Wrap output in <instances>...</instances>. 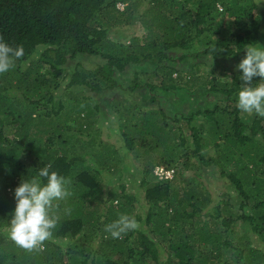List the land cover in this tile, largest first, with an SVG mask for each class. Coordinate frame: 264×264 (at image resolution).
Listing matches in <instances>:
<instances>
[{
    "label": "trees",
    "instance_id": "obj_1",
    "mask_svg": "<svg viewBox=\"0 0 264 264\" xmlns=\"http://www.w3.org/2000/svg\"><path fill=\"white\" fill-rule=\"evenodd\" d=\"M259 2L0 0V35L25 48L0 75V264H264V118L236 106L245 47L264 48ZM198 84L217 100L171 114L197 104ZM103 116L121 145L94 126ZM45 165L72 195L60 243L29 252L5 229L15 189ZM207 175L233 189L215 197ZM122 214L141 229L113 239Z\"/></svg>",
    "mask_w": 264,
    "mask_h": 264
},
{
    "label": "clouds",
    "instance_id": "obj_2",
    "mask_svg": "<svg viewBox=\"0 0 264 264\" xmlns=\"http://www.w3.org/2000/svg\"><path fill=\"white\" fill-rule=\"evenodd\" d=\"M245 49L246 55L237 65V70H242L243 83L236 106L242 113L264 118V48L259 43H250ZM24 56L22 44L10 45L0 35V75L13 70ZM254 77L261 79L253 83ZM71 183L70 177L50 171L48 165L40 168L37 176L22 180L15 189L17 204L10 225L5 229L18 247L42 252L46 242L60 243L54 235L61 221L59 202L72 195ZM70 214L71 209H65V215ZM140 229L141 224L130 214H122L105 226L113 239H122L129 232Z\"/></svg>",
    "mask_w": 264,
    "mask_h": 264
},
{
    "label": "rangeland",
    "instance_id": "obj_3",
    "mask_svg": "<svg viewBox=\"0 0 264 264\" xmlns=\"http://www.w3.org/2000/svg\"><path fill=\"white\" fill-rule=\"evenodd\" d=\"M120 7L122 6V4L119 5ZM131 30V29H130ZM143 33V30H141L140 32H138V34L141 36ZM224 34V33H223ZM111 37L115 36V31H113V33L110 35ZM133 36V32L132 30L129 31H125L124 33H121L120 34V37L118 36H115L116 38L118 39H121V40H125V41H128V37H131ZM215 35H211L210 38H213ZM84 63L89 66L91 63L87 60V61H84ZM254 82V81H253ZM255 83V82H254ZM209 87H206L205 89H208ZM205 89H203L202 91L199 92V84H198V90L196 91V94L199 95V100L197 102V104L195 106L191 105L192 103L190 102H187L183 105H178L177 107H173V109L170 111L171 114H174L175 112H179V113H184L186 115H189L191 114V112H196L199 108H204L205 106L209 105V104H212V102L216 101L217 98L215 97V94L212 92L211 94H209L208 96L206 95V104L203 103V95L204 94H207V93H204ZM156 92H161V93H155L157 95V97L159 96H163L165 95L164 92H162V90H160L159 88H156L155 89ZM185 91H182V90H177V93H183ZM156 97V98H157ZM160 101H162V99L160 98ZM211 101V102H210ZM163 102V107L167 110L168 107L171 106L172 103H175L173 101V98H171L169 100V102L166 104ZM154 107V106H153ZM134 108V107H133ZM197 119V121H199V114L195 115V117ZM108 118H103L97 122H95V120H93L94 123V126L95 127H102L104 133H105V136L103 135L102 137L108 141L109 143L111 144H116V145H121L122 144V141H121V138H120V135L117 131V127L112 125L113 123H108L107 121ZM137 122H139L140 124H144L143 120L138 116L137 118ZM189 144L192 145V141H191V138H190V141H189ZM116 156H118V154H116ZM165 169V168H164ZM215 172V171H214ZM155 173H156V170H155ZM135 175L133 177L130 178L129 175H126V177L123 178L122 181H129L132 179V183L131 185L133 186V182L135 180ZM209 181V182H208ZM206 182L209 183V187H210V190L211 192L213 193V195L216 197L217 195H220L221 193H224V192H229L231 191L233 188H232V185H228V184H225V181L224 179L223 180H218L216 178V175L215 176H210V175H207V180ZM130 183V181H129ZM134 190V189H132ZM9 226V225H8ZM7 226V227H8Z\"/></svg>",
    "mask_w": 264,
    "mask_h": 264
},
{
    "label": "built area",
    "instance_id": "obj_4",
    "mask_svg": "<svg viewBox=\"0 0 264 264\" xmlns=\"http://www.w3.org/2000/svg\"><path fill=\"white\" fill-rule=\"evenodd\" d=\"M156 173L161 177H172L173 170L172 169H164V168H157Z\"/></svg>",
    "mask_w": 264,
    "mask_h": 264
}]
</instances>
